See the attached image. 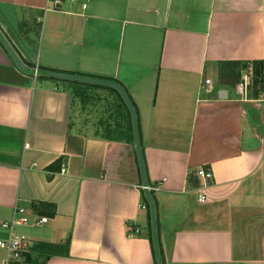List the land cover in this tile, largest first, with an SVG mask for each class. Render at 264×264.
Returning <instances> with one entry per match:
<instances>
[{
	"label": "crops",
	"instance_id": "0c3cea01",
	"mask_svg": "<svg viewBox=\"0 0 264 264\" xmlns=\"http://www.w3.org/2000/svg\"><path fill=\"white\" fill-rule=\"evenodd\" d=\"M52 1L0 0V28L37 71L121 83L165 264H264V79L259 93L236 91L251 61L264 63V0H59L46 10ZM126 125L106 85L27 73L0 43V239L17 206L48 218L19 230L38 235L33 245L69 239L64 255L30 249L7 264H154Z\"/></svg>",
	"mask_w": 264,
	"mask_h": 264
},
{
	"label": "water",
	"instance_id": "95a60500",
	"mask_svg": "<svg viewBox=\"0 0 264 264\" xmlns=\"http://www.w3.org/2000/svg\"><path fill=\"white\" fill-rule=\"evenodd\" d=\"M0 43L3 46V48L6 50L10 58L14 61V63L21 70L27 73L35 72L34 68H31L26 63H24L19 53L16 51L11 41L6 37L5 33L3 32L1 28H0ZM36 73L38 75H45V76L55 77V78H60V79L75 80V81H81V82H89V83L106 85V86L112 87L115 90H117V92L122 97L130 113L131 128H132V135H133V146H134V150L136 153L142 187L146 189L145 196L149 204V212H150V220H151L150 221L151 222V238H152V245H153V250L155 254V261H156V264H162L159 247H158V238H157L156 208H155L154 200L151 197L147 189L148 184H147V179H146V174H145L143 156H142V151H141V144H140V139H139L138 127H137L136 109L132 103V100L127 95L125 89L122 87V85H120L119 83L115 81L93 78L89 76H80V75H74V74L52 71V70H40V71H36Z\"/></svg>",
	"mask_w": 264,
	"mask_h": 264
},
{
	"label": "built area",
	"instance_id": "2783aa9c",
	"mask_svg": "<svg viewBox=\"0 0 264 264\" xmlns=\"http://www.w3.org/2000/svg\"><path fill=\"white\" fill-rule=\"evenodd\" d=\"M50 3V2H49ZM50 5V4H49ZM46 6V10L49 9H59L60 1L59 0H53L51 2L50 6ZM82 8L85 7V3L81 5ZM35 72L34 75H36L37 67H34ZM206 84L210 83V79L206 78L205 80ZM243 83H240L236 86V91L239 94H243L246 88ZM66 165L63 163L61 165L60 172L63 173L65 171ZM198 175L201 177L208 178L210 176V173L206 171L203 168H200L198 170ZM143 188V187H142ZM148 190H151L152 187L147 186ZM206 200L205 195H203L201 192L198 194V201L204 202ZM48 220L45 216H40L35 220H31L30 214L27 210V208L22 206H17L14 208L13 214L9 220H5L1 223V227L7 230V237L0 239V247L5 251V259L4 264H7L10 259L15 260H24L27 256V254L30 253V249L33 246L34 242L29 237V235L25 232L19 233L17 232L18 227H33V226H40L44 223H46Z\"/></svg>",
	"mask_w": 264,
	"mask_h": 264
},
{
	"label": "trees",
	"instance_id": "16d2710c",
	"mask_svg": "<svg viewBox=\"0 0 264 264\" xmlns=\"http://www.w3.org/2000/svg\"><path fill=\"white\" fill-rule=\"evenodd\" d=\"M244 65L247 67L248 63H244ZM250 65H251L250 66V68H251L250 75H251L252 84H253L252 87L255 88L256 86H258L256 89H254V92L259 93V91L260 92L262 91V86H263L264 63H263L262 60H253V61H251ZM46 70H51V69H46ZM52 70L58 71V72H67V71H60V70H57V69H52ZM67 73L74 74L73 72H67ZM77 74H79L80 76H89V77H93V78H99V79L115 81V82H117V83H119L121 85V83L118 80H116L115 78L99 76V75H92V74H86V73H77ZM107 88L110 89L111 91H113L117 95L118 100H119V105L124 109V111L126 113V116H127V125H126L125 130L122 131L123 135L121 137L122 138L121 140L125 139L127 142H129V143H131L133 145V135H132L131 119H130L129 110H128L127 106L125 105L122 97L117 92V90H115L114 88L109 87V86H107ZM133 105H134V103H133ZM136 113H137V111H136ZM136 119H137V127H138V132H139V122H138V117L137 116H136ZM141 151H142V156H143V162H144V168H145L147 184H148V186H151V182H150L149 177H148V171H147L146 162H145V159H144V153H143L142 145H141ZM58 163H59V161L57 162V164ZM148 192L150 193L151 197L153 198L154 203H155V208H156L157 201H156V197H155L154 191L153 190H148ZM140 193H141L142 203L144 204L145 208L147 209L148 217L150 219L149 204H148V201H147L146 196H145L146 189L141 188L140 189ZM156 223H157V238H158V247H159L160 257H161L162 264H165L163 248H162V245H161V242H160V238H159V226H158L157 214H156ZM150 224H151V222H150ZM68 241H69V239H66V241L63 244H61V245L60 244L59 245L58 244H51V243H47V242H36L35 245H33L31 247V249H36L37 251H40V252H46V253H52L53 254L55 249H57V247H59L58 249H61V250H58V251L63 252V255H64V254H66ZM149 242H150L152 254H153V257H154V264H156L155 263V254H154L153 245H152V238H151V228H150V231H149ZM47 258H48V256H45L43 258L44 259L43 260V264L45 263ZM35 261H37V260H35Z\"/></svg>",
	"mask_w": 264,
	"mask_h": 264
},
{
	"label": "rangeland",
	"instance_id": "374dc122",
	"mask_svg": "<svg viewBox=\"0 0 264 264\" xmlns=\"http://www.w3.org/2000/svg\"><path fill=\"white\" fill-rule=\"evenodd\" d=\"M239 82V84L240 83H243L244 85H245V83H247L246 84V88H245V91H244V93L241 95V96H243V97H246V93H247V88H248V93H249V95L251 94H253V92H254V89H256L258 86H256L255 88L254 87H252V89L251 88H249L250 87V84L249 83H252V78H251V75H246V73L244 72H242L241 73V77L239 78V80H238ZM237 83V84H238ZM253 85V84H252ZM249 90H250V92H249ZM237 97H239L238 95H236ZM21 229V227H19L18 229H17V232H19V233H22L23 231H19ZM30 228H28L27 230H29ZM34 231V230H33ZM36 231V230H35ZM32 232V231H31ZM32 234V233H31ZM35 238H37L38 237V235L35 233ZM34 236H31L30 235V237H34Z\"/></svg>",
	"mask_w": 264,
	"mask_h": 264
}]
</instances>
